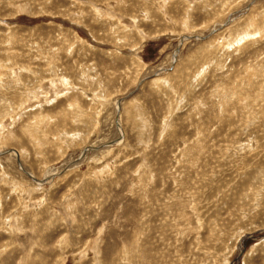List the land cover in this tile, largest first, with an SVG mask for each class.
I'll return each instance as SVG.
<instances>
[{
  "label": "rangeland",
  "instance_id": "374dc122",
  "mask_svg": "<svg viewBox=\"0 0 264 264\" xmlns=\"http://www.w3.org/2000/svg\"><path fill=\"white\" fill-rule=\"evenodd\" d=\"M0 264H264V0H0Z\"/></svg>",
  "mask_w": 264,
  "mask_h": 264
},
{
  "label": "bare ground",
  "instance_id": "6f19581e",
  "mask_svg": "<svg viewBox=\"0 0 264 264\" xmlns=\"http://www.w3.org/2000/svg\"><path fill=\"white\" fill-rule=\"evenodd\" d=\"M119 131V130H118Z\"/></svg>",
  "mask_w": 264,
  "mask_h": 264
}]
</instances>
